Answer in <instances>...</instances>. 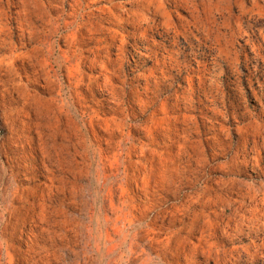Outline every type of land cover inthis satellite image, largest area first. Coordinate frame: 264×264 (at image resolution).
I'll list each match as a JSON object with an SVG mask.
<instances>
[{
  "label": "rangeland",
  "instance_id": "374dc122",
  "mask_svg": "<svg viewBox=\"0 0 264 264\" xmlns=\"http://www.w3.org/2000/svg\"><path fill=\"white\" fill-rule=\"evenodd\" d=\"M0 264H264V0H0Z\"/></svg>",
  "mask_w": 264,
  "mask_h": 264
}]
</instances>
